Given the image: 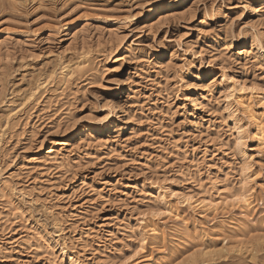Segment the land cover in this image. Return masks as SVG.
<instances>
[{
	"label": "rangeland",
	"instance_id": "rangeland-1",
	"mask_svg": "<svg viewBox=\"0 0 264 264\" xmlns=\"http://www.w3.org/2000/svg\"><path fill=\"white\" fill-rule=\"evenodd\" d=\"M262 3L0 0V264H115L131 243L125 264H189L205 247L218 253L195 264H264ZM240 181L250 207L198 206Z\"/></svg>",
	"mask_w": 264,
	"mask_h": 264
},
{
	"label": "bare ground",
	"instance_id": "bare-ground-1",
	"mask_svg": "<svg viewBox=\"0 0 264 264\" xmlns=\"http://www.w3.org/2000/svg\"><path fill=\"white\" fill-rule=\"evenodd\" d=\"M171 4L172 3H168V6H165V7L164 6H158V7L153 8L148 13V15H147V18H148V19H146L147 22H148L147 25H149V26L151 25L152 26L153 24L158 23L161 20H164L167 17L171 16V14L169 12L160 13V11L164 10V8L170 7ZM263 9H264V3H262V5H260L259 7H255L253 9L254 10V14L256 15V14L260 13ZM154 14H156L157 16H154L155 19L153 20V22L151 24H149L151 22V21H149V18L152 15H154ZM79 31H83V30L82 29H78V28L75 27V28H73V29L70 30L69 36H71L72 39H73L74 37L77 36L76 34H79L78 33ZM2 42H4V41L3 40L0 41V44ZM6 45L3 46V48H6ZM79 71H81L80 67L79 68H76V69L69 68L67 70V72H65L63 74V76H64L62 78L63 81L65 82L68 79L67 82H69V79L72 78L75 75V73H77ZM215 81L216 80H214V82ZM235 87L236 86H233V87L231 86L230 89H228V91H227L228 93L227 94H229V98H231L230 97L231 95L233 96V92L235 91L236 88L239 89V90L248 89V87L245 85L244 82H240L238 84V86L236 88ZM227 97H228V95H227ZM33 99H34V94H30V95L25 96L22 99L21 103L18 105L19 106L18 109L12 114V116L13 115H17L19 112H23L25 110V108L33 101ZM192 102H194V101L192 100ZM10 120H11V116L9 115L7 117V120H6V126L9 125ZM261 124L262 123L260 121H255V126H256V128H255V130H256L255 137H256V141L258 142L259 146L262 147V148H264V131L262 129V125ZM230 129L233 131V132L231 131V134L233 136V138H232L233 139V144L232 145L234 146V150L236 149L239 153H242V148H243V146L245 144V140H246V133H247L246 128L241 123L235 122V123H233V125H232V127ZM133 133L134 132L132 131L131 134H130V136L133 135ZM78 139H79L78 142H80V143H83L84 142V137L83 136L79 137ZM242 156L247 157L244 153H242ZM197 162L198 161H196L195 165L197 164ZM245 170H247V167H245V166H244V168L242 167V172H245ZM244 176H245V174H244ZM247 183H248L247 181L246 182H241L240 181L238 187H231V188L227 187V188H224L223 190L219 191L222 194L223 193L227 194V196L224 197V200L222 198L223 201H221L219 203H216V201H211V200H206V199H202L200 201L197 200L196 202H198V206H201L204 210L212 211V213L219 211V209H222V207L225 208V207L230 206V205H233L235 203H244L247 207H250L252 205V201L249 199V195L245 191V187H246ZM237 197H241V199H237ZM20 215L23 216V214H20ZM33 238L34 237H32V239L30 238V239L26 240L27 241L26 243L29 244V246L31 248L34 247L36 249L34 251H37V254H41V252L44 253V251L46 250L45 249L46 246H49V248H51V243H49L47 240L40 241L41 240L40 238H38L36 240L33 239ZM41 248L43 250L44 249L45 250L44 251H41L42 250ZM135 248H136L135 244H132L131 243L129 245V248H128L129 249L128 253H125L124 255H122L119 252L120 254L118 253L119 255H117L118 256L117 258H119V261L118 262H120V264H121V263H124L125 261H126V263H127V261H130L132 259L133 254H132V256H130V255H131V253H134L133 251H134ZM39 249H41V250H39ZM47 249H48V247H47ZM39 251H41V252H39ZM62 251H63V249H62ZM50 253H49V255H50ZM216 253H218V251L216 250V248H213V247H205V249H201V250H198V251L193 252L192 254H190V259L188 260V263L189 264H195L198 261V258H201V259L202 258H210L211 256L215 255ZM50 256L53 258L52 255H50ZM134 256H135V254H134ZM113 258H115V257H113ZM111 260H113V259H111ZM118 262L116 260V262H114V263L116 264ZM46 264H50V263H46ZM68 264H80V263L77 260L70 259V261H69Z\"/></svg>",
	"mask_w": 264,
	"mask_h": 264
},
{
	"label": "snow or ice",
	"instance_id": "snow-or-ice-1",
	"mask_svg": "<svg viewBox=\"0 0 264 264\" xmlns=\"http://www.w3.org/2000/svg\"><path fill=\"white\" fill-rule=\"evenodd\" d=\"M237 199H241V197H237Z\"/></svg>",
	"mask_w": 264,
	"mask_h": 264
}]
</instances>
